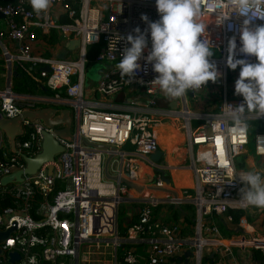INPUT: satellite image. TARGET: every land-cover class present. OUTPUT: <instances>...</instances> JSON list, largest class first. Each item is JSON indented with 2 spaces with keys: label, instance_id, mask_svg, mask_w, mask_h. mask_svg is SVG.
<instances>
[{
  "label": "built area",
  "instance_id": "1",
  "mask_svg": "<svg viewBox=\"0 0 264 264\" xmlns=\"http://www.w3.org/2000/svg\"><path fill=\"white\" fill-rule=\"evenodd\" d=\"M198 3L199 19L207 24L205 37L213 47L210 60L220 73L217 82H208L180 100L167 97L152 82L156 74L145 62L149 40L138 61L141 67L130 82L116 66L101 76L94 88L95 96L104 99L124 92L130 95L123 104L109 105L114 111L104 112L99 108L107 105L86 98L87 63L118 64L129 47L125 38L135 28L144 31L147 27L141 16L146 15L149 21L159 19L155 0H50L49 8L41 13L31 8L29 0H0V63L6 78L0 91V119H16L25 111L43 107L68 109L70 116L77 119L73 141L54 137L63 152L51 163L34 175L22 176L21 182L0 184V232L14 229L0 242V264H33V258L35 264H93V257H100L102 264H168L183 254L190 264H223L222 256L235 260L232 250L247 253L250 259L259 253L264 264V209L244 206L239 201L241 184L237 180L231 182L233 174L244 171H260L264 175V117L249 115L246 131L233 132L234 125L225 117L227 109L222 107L242 102L240 96L234 95L239 68L226 67L228 42L235 37V58L255 62L254 57L239 53V30L247 18L240 14L253 18L250 27L264 25V0H248L250 6L243 9L236 7L234 0H223L221 8L216 7L214 0ZM52 33L58 41L56 45L43 38ZM69 42L78 44L72 50L74 56L58 60L57 52ZM94 47L95 55L89 61L87 51ZM17 72L52 95L34 99L15 94L11 80ZM205 92L212 94L211 101L202 114H194V107ZM189 94L193 109L188 107ZM158 101L169 107L155 108ZM160 118L184 124L183 147L187 155L180 167L149 160L160 150L154 132ZM195 121L202 123L193 125ZM21 129L23 135L14 142L15 154L0 132V180L23 170L21 155L34 158L41 151L42 134L53 133L40 121L22 120ZM81 140L116 149L112 160L115 171L109 170L111 175L144 187L164 188V173L170 181L169 189L176 191L179 199L165 194L164 200L153 195L137 197L134 201L139 206L133 216L136 222L121 236L117 225L123 200L120 195L130 191L103 178V151L86 146ZM251 144L253 154H249ZM248 156L253 159L251 168H247ZM143 168L150 171L149 179H140ZM178 169L191 175V188L173 184L172 173ZM162 204L191 205V228L183 233L177 223L156 219L153 210ZM233 213L239 217L237 224ZM254 213L263 220L261 230L248 221ZM220 225L228 233L233 229L238 232L223 237ZM131 241L147 245L143 256L133 249H125L119 255L121 246ZM11 254L17 260L11 262Z\"/></svg>",
  "mask_w": 264,
  "mask_h": 264
},
{
  "label": "clouds",
  "instance_id": "2",
  "mask_svg": "<svg viewBox=\"0 0 264 264\" xmlns=\"http://www.w3.org/2000/svg\"><path fill=\"white\" fill-rule=\"evenodd\" d=\"M214 2L217 8L224 6L223 0ZM29 3L37 13L46 11L50 6V0H29ZM234 3L241 9L250 6L248 0H234ZM155 8L159 19L149 21L146 15H142L140 19L147 24L146 29L141 31L137 27L133 34L125 38L129 47L125 48L116 65L120 73L130 82L141 67L138 61L150 40L145 62L151 65V70L156 74L152 82L167 97L183 98L208 82H217L220 73L210 60L214 52L205 37L207 24L199 19L201 9L198 0H155ZM240 15L247 18L239 30V53L244 57H254L255 62L235 58V37L229 40L226 67L229 70L239 68L238 78L234 82V95L242 98V102L236 106L222 105L227 109L226 119L234 125L233 132L246 131V118L249 115H255L256 119L264 117V25L250 27L253 18L248 14ZM227 18L221 17L217 24ZM118 39L116 36V42ZM217 180L221 179L217 177ZM233 180L241 184L239 201L244 206L264 209V175L260 171L233 174L231 182Z\"/></svg>",
  "mask_w": 264,
  "mask_h": 264
},
{
  "label": "water",
  "instance_id": "3",
  "mask_svg": "<svg viewBox=\"0 0 264 264\" xmlns=\"http://www.w3.org/2000/svg\"><path fill=\"white\" fill-rule=\"evenodd\" d=\"M77 42H69L64 46V50L60 52L57 56L58 60H64L70 51L77 47ZM96 68V66H95ZM191 97L192 94H189ZM171 108H175L174 105H170ZM29 120L40 121L49 129L53 130V133H43L42 142H41V151L34 158H28L24 155H21L22 161L24 162V169L18 172H15L9 176H6L0 180L1 186H7L13 181L21 182L22 176L34 175L36 171L45 164L51 163L54 157L63 152L62 146L55 140V136L63 140L73 141L74 140V130L77 124V119L71 117L68 109H59L55 107H43L38 110L25 111L22 115L16 119H0V132L6 138L10 152L15 154L16 149L14 142L16 139L23 135L21 129V121ZM81 142L89 147L96 148L103 151L104 153V162H103V178L106 181L113 182L118 185H123L129 189L128 194L135 192L138 195H142L144 191L149 192H158L163 193L167 196H171L172 199L178 200V193L170 188V181L165 177V174H162V180L165 185L164 188H157L153 186H142L139 184L132 183L124 178L111 175L109 172V165L114 158V152L116 149L113 147H107L104 145H89L86 141L81 140ZM187 150L184 147L174 148L171 152L164 153L161 150H158L153 155L149 156V160L153 163L164 164L168 161V156H171L172 162L177 166H182L186 161ZM125 202V201H123ZM176 207H179L176 205ZM14 229H9L4 232H0V242L5 241L10 233ZM11 262L17 260L16 255L11 254Z\"/></svg>",
  "mask_w": 264,
  "mask_h": 264
},
{
  "label": "crops",
  "instance_id": "4",
  "mask_svg": "<svg viewBox=\"0 0 264 264\" xmlns=\"http://www.w3.org/2000/svg\"><path fill=\"white\" fill-rule=\"evenodd\" d=\"M64 49L65 48H63L60 51H58L57 52V55H59L60 52L63 51ZM74 53L72 51H70L67 57H73L74 56ZM116 65L117 64H108L107 66L109 67L108 69H113V66H116ZM94 66H96V68H94L92 70L98 72L100 74V76H102L101 75V72L106 69V66L105 65H94ZM91 68L92 67L88 68V70H91ZM2 71L3 70L1 68V63H0V78L4 79V77H3V74L4 73H2ZM85 75H86V72H85ZM5 80H6V78H5ZM11 82H12V89H13V81L11 80ZM86 86H87V84H86V80H85V90H86V92H88L89 91V89H88L89 87L86 88ZM4 87L3 88H0V91L3 90ZM18 95H22V94H18ZM23 96H26L28 98L37 99V98L43 97L45 95L36 92V94L35 95H32V96L31 95H23ZM208 96H209V94L207 92H205V93H203L200 96V99L201 98H204V101H205V99L207 101V97ZM86 98L88 100H90V101H96V102H99L101 104L107 105V106H100V108L98 107L101 111H104V112H112L114 110H112L111 107H109V105L123 104L127 98H130V95H128V93L124 92V93H120V94H117V95H114V96H110V97H106V98L103 99V98H101L99 96H95L92 92H88L86 94ZM162 104L163 103L161 102L160 105H162ZM166 107H168V106H166ZM159 148H160L161 151H163V152L165 151L164 153L168 152L170 148L173 149V147L166 148L165 146H162V145ZM169 152H171V151H169ZM168 157L169 158H168V161L166 162V164L170 166V165L173 164V162H172L171 156H168ZM246 162H247V165H248L247 168L253 167V165H254L253 159H251L250 156H248L246 158ZM109 170L110 171H115L114 161H112L110 163ZM149 178H150V175H148V173L144 174L143 176L140 175V179L141 180H145V179H149ZM172 181H173V184L176 187H180L182 189L185 188V187L186 188H191V186H192V184H191L192 183V181H191V175L187 171H185V170L178 169L177 171H173V173H172ZM133 216H134L133 213H129V214H126L125 215V217H130V218H133ZM168 218H169V213H167V211L165 210V211H162L160 218L159 219L157 218V219L165 223V220L168 219ZM248 221L250 223H252V225H254L256 227V229H258V230H261L262 229L261 227H262V221L263 220L257 214L254 213L253 216H249L248 217ZM255 222L258 223V226H256V223ZM170 223H177L183 229V231H185V233L188 231V229L191 228V227L189 228L185 224V222H184V220H183V218L181 216L179 217V219H178L177 222H170ZM170 223H166V224H170ZM220 227L222 228V231H224L226 233V234H223L222 231H221L222 236L223 237H227L228 236V232L225 231L224 228L221 225H220ZM233 230H235V229H233ZM231 235H236V234L231 233ZM230 236H228V237H230ZM127 245L129 247L128 249H133L140 256H143L145 254V251L147 250V245L144 242L131 241ZM232 253H233L234 257H235V260H228V259H226V257L222 256L220 260H225V262L223 264H263L262 257H261V255L259 253H257L256 256L253 255L251 257V259L249 258L248 255H246L247 253H239L236 250H232ZM257 257L261 258V260H259V259L257 260ZM168 264H190V262L186 258V255L183 254L182 257H178L174 261L169 262Z\"/></svg>",
  "mask_w": 264,
  "mask_h": 264
},
{
  "label": "rangeland",
  "instance_id": "5",
  "mask_svg": "<svg viewBox=\"0 0 264 264\" xmlns=\"http://www.w3.org/2000/svg\"><path fill=\"white\" fill-rule=\"evenodd\" d=\"M90 49L91 48H89L87 51L88 52L87 57H88L89 61H92L96 50H95V47L92 48L91 50ZM107 65L108 64L105 65L106 69L101 72V75H103L107 70H109L108 69L109 67ZM86 67H87L86 68V75H85V80H86V84H87L86 88L89 87L88 92L93 93L94 88L98 84L101 76L98 72L92 70L95 68V66L92 64V62H88ZM90 67H92L91 70H88V68H90ZM3 77H4V79L0 78V88H3L6 84L5 75ZM13 80L15 81V78L12 77V81ZM88 92H86V94ZM208 94H209V96L207 97L208 102L206 101V99H205V101H199L198 105H195V107H194V110H195V111L193 110V112H195L194 114H202V112L204 111V108L206 107V102L208 104L211 101L212 94H210V93H208ZM175 100H177V99H175ZM178 100H180V98H178ZM187 102H188V107L193 109V106H192L193 100L191 99L190 96H187ZM160 103H161V101L160 102L158 101V103L155 105V108L158 109V106H159V108L166 110V106L164 104L160 105ZM216 103H218V101H216ZM167 119L168 118H160V120H158V121H161L159 127L154 129L159 147L161 145L165 146L166 148H169V147L174 148V147H181V146L183 147L185 144V141L183 140V136H184L183 132L184 131L182 130V126L184 124L180 120L177 122H175V121L173 122V121H167ZM168 120H170V119H168ZM192 123L194 125V123H202V122L195 121ZM248 149L250 151H252V144L248 147ZM136 195H138V194H136ZM136 195H133V197L130 194H124L122 196L120 195L121 199H123V200H122V202L118 208V213H119L120 208L125 207L123 210V213L125 215L129 214V213H133V215H136L137 209H138V205H137L138 203H136L135 201L137 200V197L141 196V195H138V196H136ZM146 196H141V197H146ZM152 197L157 198V199H161V200H164V198H165L163 193H159L158 195H154ZM123 201H125V202H123ZM255 223H256V226H258V223L257 222H255ZM96 260H98L99 262H97ZM93 264H102L101 258L100 257H93ZM104 264H107V263H104Z\"/></svg>",
  "mask_w": 264,
  "mask_h": 264
},
{
  "label": "trees",
  "instance_id": "6",
  "mask_svg": "<svg viewBox=\"0 0 264 264\" xmlns=\"http://www.w3.org/2000/svg\"><path fill=\"white\" fill-rule=\"evenodd\" d=\"M43 38L50 44L56 45L58 43L55 34L52 33L50 36H43ZM13 78H15V81L13 82V90L16 94H22V95H35L37 93H41L44 95H52V93L48 92L45 87H38L34 83H32L26 76H24L22 73L17 72ZM201 101H204V98L200 99ZM218 101V99H216ZM163 103V102H162ZM165 106H168V104L163 103ZM257 125L254 124L253 127ZM250 135H254V130H250ZM249 154H253V151L249 150ZM238 167H243V165L239 164ZM138 205V204H137ZM139 206V205H138ZM124 208L119 209V213L117 215V225H118V231L121 236H125V233L127 229L136 222L135 218H130V217H125V214L123 213ZM167 211L169 213V218L165 220V223H170V222H177L179 217L181 216L185 222V224L188 227H191L194 223V209L191 205H181L179 207H176L174 205H167V204H162L157 206L154 210V216L155 218L159 219L161 216L162 211ZM238 215L237 213H233V221L234 224H237L238 222ZM238 230H233L230 233L237 234ZM185 233V231H183ZM223 234H226L224 231H222ZM189 234V233H188ZM229 235V233H228ZM128 245L124 244L121 246L119 249V255L125 250L128 249ZM255 256L257 253L254 254ZM261 260V258L257 257V260Z\"/></svg>",
  "mask_w": 264,
  "mask_h": 264
},
{
  "label": "bare ground",
  "instance_id": "7",
  "mask_svg": "<svg viewBox=\"0 0 264 264\" xmlns=\"http://www.w3.org/2000/svg\"><path fill=\"white\" fill-rule=\"evenodd\" d=\"M197 118H200V116H196ZM185 118H188V117H185ZM185 121H186V119H185ZM172 150H174V148L172 149V148H170L169 149V151H172ZM146 173H148V175H150V171L149 170H147L146 168H143L142 170H141V174L140 175H144V174H146ZM151 177V176H150ZM159 193H157V192H149V191H144V193H143V195H158Z\"/></svg>",
  "mask_w": 264,
  "mask_h": 264
}]
</instances>
